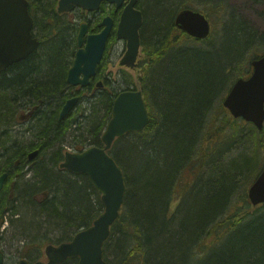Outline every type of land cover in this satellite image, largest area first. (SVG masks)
<instances>
[{"label":"trees","instance_id":"obj_1","mask_svg":"<svg viewBox=\"0 0 264 264\" xmlns=\"http://www.w3.org/2000/svg\"><path fill=\"white\" fill-rule=\"evenodd\" d=\"M28 1L34 17V31L41 42L26 60L11 65L0 74L1 144L8 139L7 128L15 110L31 109L29 132L34 140H29L27 146L30 145V149L40 148L44 156L56 154L61 161L62 148H55V141L63 138V145L66 136L69 137L67 131L70 125L75 122L70 117L61 120L58 115L65 99L63 91L68 86L66 74L75 52V40L69 24L56 13L57 0ZM149 1H155L153 7L156 13L152 15L145 11V4L148 5ZM193 2L141 1L145 12L140 30L141 47L149 58L144 64L145 77L155 71L156 99L161 104L160 109H167L162 111L168 124L158 130L150 112V122L145 127V134L148 135L144 137L141 148L135 150V159L141 160L136 171L129 164L127 167L119 154H112L125 169L126 190L120 216L103 245V257L107 264H264V203L251 206L246 194V186L257 177L264 165V155L260 157L258 144L264 136V129L258 131L251 123L253 126L249 124L245 134L236 136L239 132L236 125L242 121L229 117L226 109H216L215 117L211 116L212 109L209 108L219 98L208 94L215 79L230 80L229 90L238 78L248 76L251 61L264 52V36L231 10L227 0H207L212 10L203 8L202 11L206 16L218 15L220 29L214 32L216 35L212 39L210 34L202 41L208 42L206 46L183 45L192 37L176 28L174 17L179 6L180 9L193 7ZM164 7L169 11L164 13ZM59 20L63 21L62 26H57ZM220 33L225 34L226 45L224 42L216 48L214 40ZM179 78L199 80L201 84L196 89L201 94L190 98L178 97ZM194 88V84L189 86V90ZM96 94L88 115H85L87 121L83 122L82 131L90 134L89 145L99 146L101 129L110 118L115 93ZM100 111L102 116L98 115ZM205 114L210 116L206 118L207 128L215 131V136L210 138L209 150H215L221 144L216 138L219 134L225 144L229 139L242 141L256 137V145L247 156L240 153L226 164L218 163L206 177L208 186L204 191H195L189 204L176 212L167 208L174 178L172 173L176 172V166L191 149L189 134H197ZM171 121L176 124L175 127ZM230 125L233 129L229 128ZM226 130L229 133L223 139L222 134ZM157 132L166 135L165 147L160 141L162 147L149 145ZM132 135L139 134L131 133L124 137ZM74 139L72 146L78 149L84 147L83 140L81 143L75 136ZM27 146L24 145L23 149ZM17 152L13 145L4 152L0 151V163L11 164L18 156ZM32 160L30 189L25 188L20 193L22 199L29 201L30 207H21V210L15 205L12 216L25 219L27 225L23 227L29 231H39L44 220L69 239L74 229L90 225L101 213L100 194L84 175H72L63 170L62 179L43 167L40 158ZM223 171L229 173L220 178ZM240 180L246 181L235 187ZM43 191L47 193L44 195ZM92 206L95 208L93 215ZM0 215L1 227V209ZM15 221L13 219L11 224L14 225ZM61 264H76V261L67 259Z\"/></svg>","mask_w":264,"mask_h":264},{"label":"water","instance_id":"obj_2","mask_svg":"<svg viewBox=\"0 0 264 264\" xmlns=\"http://www.w3.org/2000/svg\"><path fill=\"white\" fill-rule=\"evenodd\" d=\"M107 1L115 9L122 7L116 27V37L123 39L126 49L119 65L133 68L140 48L139 29L142 14L136 8L138 0H58L57 12L63 13L82 8L96 10L100 3ZM124 4V5H123ZM33 17L28 10L27 0H0V72L8 66L33 53L40 40L32 36ZM177 28L196 39H205L210 34L208 18L200 11L182 8L175 15ZM99 26L102 29L86 36V25L81 24L72 65L68 69L66 81L71 85L86 86L89 78L95 74L106 41L113 26V20L106 16ZM252 72L248 78H238L223 100L230 114L251 122L258 130L264 124V54L251 61ZM101 85V82L98 83ZM76 97L68 99L60 110L59 118H64L73 108ZM149 122L141 92L126 90L118 93L113 101L111 118L102 134L104 147H90L82 152L66 153L60 167L74 173H84L94 188L100 192L103 211L93 223L77 232L70 241L58 246L45 248L47 262L29 263L21 259L18 264H59L67 258H77V264H107L103 259L102 247L109 236L112 224L118 219L124 201L125 185L123 175L106 150L117 136L131 131L142 130ZM36 151L29 158L35 157ZM5 175L0 177V186ZM251 204L264 203V167L247 191ZM3 253L0 250V264Z\"/></svg>","mask_w":264,"mask_h":264},{"label":"rangeland","instance_id":"obj_3","mask_svg":"<svg viewBox=\"0 0 264 264\" xmlns=\"http://www.w3.org/2000/svg\"><path fill=\"white\" fill-rule=\"evenodd\" d=\"M209 1L211 2L214 0H209ZM206 2H207V0H196L195 6H193L191 8H194V9L197 8L198 10H200L201 12H203L205 14V12L202 11L203 8L206 10H212L211 4H207ZM147 4L148 5L145 4V6H147V7H145V8H147L145 11L149 15L156 13L155 8L153 7L155 5V1H151V2L149 1V3L147 2ZM227 4L231 10H234V12H236V14H238L241 18L248 21L250 26L252 28H254L255 30H257L259 35L264 36V0H227ZM164 8L166 9V11L164 13L169 11V9H167L166 7H164ZM55 9H56V4H55ZM179 10H180V6L177 9L176 13ZM80 14L83 15V12L81 9L77 12H74V13L61 14L60 19L68 22V21H70L69 19H72V20L76 19L77 18L76 15L81 16ZM88 17H90V16H88ZM207 17L211 23V33L210 34L212 35V37H211V39H212L213 36L216 35V34H214V32L220 29V20L218 19V15H211V16H207ZM81 20H83L82 17H78L77 22L79 23V22H81ZM149 29L150 28H148L147 30H149ZM35 34L37 35L36 32H35ZM224 35L225 34L220 33L219 36L214 40L216 48L221 47L222 44L225 42V38L223 37ZM209 36L207 38H209ZM206 39L190 38L187 40V42L184 41V43L186 46H189V47L199 46L202 44L204 46H206L208 42H202L203 40H206ZM198 40H201V41H198ZM109 41H108L109 45L106 46L105 52L103 54L104 60H103V58H102L103 61L101 60L102 65H101V67L98 66V73L101 74L102 77H109L110 81L108 82V86H107L108 89H115L117 91H121L124 89H132V88L133 89L138 88L141 90L144 89V86L146 85L145 84V80H146L145 71H146V69L144 67V64L149 58L147 57L146 53L143 52V47L140 48L137 67L135 69L134 68H128V67H124V66L119 65V60L122 57V55L124 54L125 49H126L125 41L117 38L114 35H112V37L109 39ZM224 44L226 45V42ZM219 66H220V64H219ZM250 73H251V69H250ZM219 79L220 78L215 79L213 81L212 89L208 93L213 98H215V97L219 98V100L214 101L212 107L209 108V109H212L211 110V116H213V117H215L216 109H224L222 101L224 100L226 94L228 93V91L225 92L226 89L229 88V86H230V80H227L224 78L223 80L220 79V82H219ZM222 81H223V83H221ZM218 82H219V84H218ZM191 84L195 85L194 90H189V86ZM200 84H201V82L199 80H197V82H196V81H190V80H188V78L187 79L186 78H179L180 88H179V91L177 93V96L178 97H186V98H188V96H189V98H190L193 95L196 96V95L201 94V91L196 89V87L199 86ZM152 88H153V95H151V97L145 95V100L146 101L148 100L149 102H151L153 104L154 101L157 100L156 99L157 84H156V86H153ZM73 91H75V90H73ZM96 91H97L96 87L92 86L90 89H86L85 91L82 92L83 96H84V100H83L82 104L80 105V109H77V111L75 109L70 115V119H72V121L75 120V124L72 126H76V125L78 126L79 125L78 129H80V130L82 129L83 122L78 123V121H79V119L82 118V116L85 113L87 114V112H88V109H86V106H87L86 99L88 98V95H93ZM200 98H199V100H200ZM157 102L160 104L159 100H157ZM156 107H158V106H156ZM173 108H174V110L176 109V107H174V106H173ZM164 109L167 110L166 107H162V109H155V110L158 113V117L160 119L161 127L163 126L165 128L168 124V119L164 118V114L162 111ZM187 109H189V108H187ZM148 111L151 112V114H153L154 118H157L156 111L152 112V108H151V110L148 109ZM24 113H25L24 109L15 110V112L13 113L10 124L13 125L16 138L25 139L26 141L34 140V137L29 132L30 122L19 124V121L17 119L18 116L23 115ZM99 113H100V115L102 114V112H99ZM169 113H172V112H169ZM169 113H167V115ZM228 116L231 117L230 113L228 114ZM165 117H166V115H165ZM235 119H238V122L242 121L240 124L236 125V128L239 131V132H236V136H238L240 134H245L246 130H248V125L251 123L243 120L242 118H235ZM85 121H87V120L85 119L84 122ZM205 121H206V119H205ZM172 124H173V127H175L176 124L173 122H172ZM229 128L233 129V127L231 125L229 126ZM263 129H264V126H263ZM23 130H26V132H23ZM208 130H209V133H208ZM228 130H226L222 134L223 139H225V134L229 133L230 130L229 131ZM145 132L146 131L141 133L142 135H132V136H128V137L118 138L115 141V143L113 144V152L114 151L117 152V155L121 153L122 160L127 167H128L127 164H129V162H126L123 157L126 156V157H128V159L133 160V163H132V170L133 171L137 170L138 165H140L141 160L135 159L137 156L135 149H134L135 146L132 145L130 143V141H128V140L137 141L138 143L140 142V144L142 146L141 138H144L148 135V133L145 134ZM204 132H205V135L202 136L201 141L198 144L199 145L198 150H204V152H205L208 150L209 145L211 144L210 138L212 136H215L214 135L215 131L213 128H210V129L205 128ZM102 133H103V131L101 132V134ZM74 134H75L74 132H70V133H68L69 137L66 136V140H65L64 144L62 145V147L64 148L65 151H73L72 144H74V142H75L74 141L75 139L73 138ZM220 135L221 134L216 136V138H218V142L221 143L220 145H218V148H217V151L219 149L218 154L221 152V149L225 148V146H226L225 143H222L223 141L221 140ZM166 139H167V137L165 134L162 135L161 132H157L156 138L150 140L149 145L151 147L157 146L158 148L162 147V146L165 147L164 143H165ZM245 139L242 141L235 140L234 142L230 143L228 145V148H226L228 152L222 153V155H220V157H219V160L223 164H226L232 157L236 156L237 154L250 153L253 150L254 145H256L255 144L256 137H254L252 139H248V140L247 139L245 140ZM257 139H258V137H257ZM77 140L81 141L82 139L77 138ZM232 140L233 139H229L228 141H232ZM159 141L161 142L162 146L159 144ZM81 143H82V141H81ZM87 143H88V141H85L84 145ZM169 143H170V140H168V149H169ZM78 144H80V143H78ZM216 144H217V142H216ZM258 144L260 145L259 155H260V157H262L264 155V136L262 137L261 142L258 141ZM122 146H124V149L122 148ZM169 154H170V152L168 153V155ZM218 154L216 153V155H218ZM213 157H215V155ZM119 158H120V156H119ZM141 158L144 159L143 156ZM200 158H202L201 155L196 156L195 160L192 161L194 163L191 165L192 162L191 163L189 162L191 166L186 165L184 167L185 168L184 171H190L191 173H195V175H198L200 168H196L194 164L195 163L198 164L197 161H199ZM144 160L146 161V159H144ZM220 161L216 162V160H214L213 161L214 166H217L218 163H220ZM206 168L208 169V167H206ZM206 170L201 168L199 175H201V173H204ZM208 174H209V172H208ZM39 197L40 196H38L37 198H39ZM176 197L177 196H175L173 198V199H175V200H173V203H172V204H174L173 205L174 207L176 205H178V202L180 199L179 196L177 198ZM190 197L191 196L186 195V194L184 195V197H182L183 198V206H187L189 204ZM170 210H172V208ZM170 213H171V211H170ZM5 228H4L5 232H4L3 237L6 239L7 237L9 238L11 236L10 232L13 230V225L11 226L9 223L5 224ZM2 229H3V225L0 227V233L1 234H2ZM56 232L57 231L53 232V234H54L53 236L49 235L50 240H46V241L42 242V244L36 245V248H35L31 244H29L30 241H23L22 239L19 238L20 236L28 238V234H30V232L29 231L22 232L20 230V228H18L17 232H16L17 235L15 237V242H14L16 244H15L14 248L20 249V253H16L17 255H14V258L7 257V260L5 258V260H6L5 264H7V261L11 262V259H13L15 261L14 264H16L19 259H21V258L28 259L29 257H31L30 255H34L35 257H39V259H41V260H43V258L45 259L44 252H43L45 245L48 243H55L57 241V239L60 238V236H59L60 234L56 235ZM17 238H19L20 240H17ZM36 242H37V240H36ZM35 257H33V258H35Z\"/></svg>","mask_w":264,"mask_h":264},{"label":"bare ground","instance_id":"obj_4","mask_svg":"<svg viewBox=\"0 0 264 264\" xmlns=\"http://www.w3.org/2000/svg\"><path fill=\"white\" fill-rule=\"evenodd\" d=\"M141 1H144V0H138L137 1V4H136V8L141 12V14H142V16H143V19H144V8H143V4H141ZM194 2H193V4L196 2V0H193ZM66 41H68V40H66ZM110 42V41H109ZM109 42H108V44H107V46L109 45ZM183 45H185V44H183ZM180 46V45H179ZM106 49V48H105ZM75 52H76V50H75ZM75 52H74V55H75ZM74 55H73V57H72V60H71V64L69 65V67H68V69L70 68V66L72 65V61H73V59H74ZM166 57H167V55H166ZM103 58V57H102ZM102 58H101V60H102ZM27 59V58H26ZM25 59V60H26ZM161 59H163V57H161ZM101 60H100V62H101ZM103 60H104V58H103ZM102 60V61H103ZM24 61V60H23ZM100 65H99V67H101V65H102V62L101 63H99ZM68 69H67V72H68ZM155 72V71H154ZM154 72L152 71L149 75H148V77H146V80H145V86H144V89H136V90H139L140 92H141V95H142V98H143V102H144V105H145V108H146V111H147V113H148V117H149V122H150V112L148 111V109H151L152 108V112H155L156 110L155 109H160V107H159V103L157 102V100H155L154 101V103L152 104L151 102H149L148 100L146 101L145 100V95H147V96H149V97H151V95H153V86H155V83H154V81H153V74H154ZM66 77H67V74H66ZM97 77L98 78H100L101 80L99 81V80H96L97 78H94V80L92 81V86H94V87H96V92L93 94V95H88V98L86 99V104H87V106H86V109H88V111H89V109H91V105H90V103H91V101L93 100V97H95V95H97L96 93H98V94H100V95H104V94H109V95H111V94H114L115 93V95H114V98L116 97V95L118 94V93H120L121 91H124V90H126V89H124V90H121V91H117V90H115V89H108V82L110 81L109 80V77H102L101 76V74L100 75H97ZM155 77H157V76H155ZM90 79V78H89ZM90 82V81H89ZM97 82H101V85H98L97 84ZM66 83H67V87L64 89V91H63V93H65V99H64V102H63V104L61 105V108H62V106L65 104V102L68 100V99H70V98H73V97H76L77 98V101H76V103H75V105L73 106V110L70 112V113H68L67 115H65L64 116V118H66V117H70V115H71V113L76 109V111H77V109H80V105L82 104V102H83V100H84V96H83V91H85L86 89H88L87 88V85L86 86H82V85H80V84H77V85H71V84H69L67 81H66ZM89 84V83H88ZM91 88V87H90ZM89 88V89H90ZM73 90H75V91H73ZM100 92V93H99ZM81 93V94H80ZM148 102V103H147ZM112 105H113V103H112ZM158 106V107H156V106ZM99 106V105H98ZM60 108V109H61ZM111 109H112V106H111ZM100 112H102V111H100ZM88 113L89 112H87V114L85 113L84 115H83V117H82V119H79V121L82 123V122H84V120L86 119L85 118V115H88ZM156 113H157V111H156ZM58 115H60V113L58 114ZM98 115H100V113H98ZM103 115V112H102V114L100 115V116H102ZM208 119V118H210V116H209V114H205L204 115V117H203V121H202V123H201V125H200V127H199V130H198V132H197V134L195 133L194 135L193 134H189V143L190 144H192V147H191V149L190 150H188L187 151V153L185 154V156L183 157V159H182V161L176 166V172H173L172 173V176H174V178H173V181H172V185H171V187H170V196H169V199H168V201H167V208H169V209H171L172 208V210H176V212H179L180 211V209L179 208H182V206H183V198L182 197H184V195L186 194V195H189V196H191V195H193V193L195 192V191H197L198 192V190H200V191H204V189L206 188V186H208V184H207V182H205V180H206V177L208 176V172L210 173V171H213V170H215V166H214V164H213V161L214 160H216V162H218V161H220L219 160V157H220V155H222V153H225V152H228L227 151V149L226 148H228V147H226L225 146V148H223V149H221V152L218 154V151H219V149H218V151H217V149H215V150H207V151H205L204 152V150H198V144H199V142L201 141V138H202V136H204L205 135V132H204V130H205V128H207V120L205 121V119ZM60 119V118H59ZM63 119V118H62ZM61 119V120H62ZM152 119H153V123H154V126H155V128H157L158 130L160 129V127H161V125H160V119H159V117H158V113H157V118H154V116H153V114H152ZM79 122V123H80ZM149 122H148V124H149ZM75 124V122H73V124H71L70 125V129H68V131H67V133H70V132H74L75 134H74V136L76 137V138H79V139H82L84 142L85 141H88L89 139H90V134H88L86 131L85 132H83L82 131V129L80 130V129H78L79 128V125L77 126H72V125H74ZM147 124V125H148ZM106 125H107V123L105 124V126L101 129V132L103 131V133H104V131L106 130ZM146 125V126H147ZM82 126V125H81ZM145 126V127H146ZM73 127V128H72ZM145 127L142 129V130H139V131H131V132H127V133H125V134H123L122 136H117V137H115V139L113 140V142H112V144H111V146H110V148L109 149H107L106 150V152H107V154L110 156V157H112L113 158V160L115 161V163L117 164V166L120 168V170H121V172H122V175H123V181H124V185H125V189H126V184H125V178H124V172H125V169L122 167V165H119L118 163H117V161L114 159V157L112 156V154H114V153H116L117 154V152H113V144L115 143V141L118 139V138H121V137H124L125 135H127V134H131V133H135V134H139V135H142L141 133H143L144 131H145ZM204 128V129H203ZM156 129V130H157ZM72 130V131H71ZM157 130V131H158ZM203 130V131H202ZM23 132H26V130H23ZM28 132V131H27ZM14 133V128H13V125H11L10 123H9V126H8V128H7V135H8V139L6 138L5 139V142L4 143H2L1 144V139H0V151H2V152H4V151H6L10 146H14V149H17V151L19 152H23V147H24V145H26L27 146V144L29 143L28 141H26L25 139H20V138H16V135H15V133ZM102 133V134H103ZM155 133V132H154ZM102 134H100V136H99V138H100V142H101V145H99V146H97V145H89L88 143L87 144H85L84 145V147L83 148H81V149H78V148H75L74 146H72V148H73V151H65L64 150V148L62 147V139H60V140H57V141H55V143H56V146H55V148H58L59 147V149H61L62 148V159H61V161H60V159L58 160L57 159V155L56 154H51V155H45L44 156V154L42 153L43 151L40 149V148H33V149H30L31 147H30V145L29 146H27V147H25V148H28V149H30V150H32L31 152H34V151H36V154H35V157L36 158H40V163H42V166L43 167H45L46 169H48L49 171H51L52 172V174H57V175H59V177L60 178H62L63 176L62 175H64L63 173H62V171L63 170H65V171H67L68 173H70V174H72V175H84L86 178H87V180L89 181V178H88V176L86 175V174H84V173H74V172H71V171H69V170H67L66 168H63V167H60V164L64 161V158H65V155H66V153H77V152H82V151H84V150H86V149H88V148H90V147H100V148H102V147H104V143H103V141H102ZM74 136H73V138H74ZM22 138V137H21ZM128 141H130V143L132 144V145H134L135 147H134V149L136 150V149H140L141 148V144H140V142L138 143L137 141H131V140H128ZM141 141H142V143H143V141H144V138H141ZM235 140H232V141H229V142H227L226 141V145L228 146L230 143H232V142H234ZM3 142V141H2ZM84 144V143H83ZM72 145H74V144H72ZM54 148V149H55ZM122 148L124 149V146H122ZM49 150V149H48ZM51 150V149H50ZM49 150V151H50ZM51 153H53V151L51 152ZM216 153L218 154V155H216ZM242 154H246V156L248 155L247 153H242ZM202 156V158H200V160L199 161H197L198 162V164H194L195 165V167L196 168H200L199 169V172H198V175H195V173H191L190 171H184L185 170V166L186 165H190V163L193 161V160H195V158H196V156ZM215 155V157H213ZM43 156V157H42ZM119 156H121V154H119ZM124 159H125V161L126 162H129V165H130V167H131V169H132V163H133V160L132 159H128V157H126V156H124L123 157ZM60 161V162H59ZM190 162V163H189ZM221 162V161H220ZM194 162H192L191 163V165L193 164ZM190 165V166H191ZM206 167H208V169L206 168ZM264 167V165L261 167V170H262V168ZM201 168L202 169H207L204 173H201V175H199V173H200V170H201ZM261 170H260V172H261ZM7 171V166H6V163L5 162H3V164L2 163H0V172H3V175H5L6 176V172ZM58 172L59 173H62L61 175L60 174H58ZM259 172V173H260ZM229 173V171H223L222 173H220V175H219V177L221 178V177H225L227 174ZM258 173V174H259ZM12 174L14 175V172L13 173H11V177H12ZM258 174H257V176H258ZM2 176V175H1ZM0 176V177H1ZM218 176V175H217ZM11 177H10V179H11ZM64 177H66V176H64ZM31 178H32V176L29 178L28 176L27 177H25V178H19V179H15V181H16V185H15V194H16V196H15V198L14 199H12L11 201H10V205L12 206V208H10V209H8V210H6V209H1L2 211H3V221H2V225H3V229H2V234L0 233V235L2 236H0V250L2 251V253H3V262H2V264H5L6 263V260H7V257H10V258H14V255H17L16 253H20V249H18V248H14V246H15V244L16 243H14L15 242V237H16V232H17V229L18 228H20V230L22 231V232H25V231H29V230H27V229H25L23 226H26L27 225V221L25 220V219H22V218H20V217H18V216H16V215H13L12 216V211H15V205L16 206H18V207H20L19 209H21L22 210V208L21 207H27V208H29L30 207V203H29V201H27V200H25V199H22L21 198V192L22 191H24V189L26 188V189H30V183H31ZM63 179V178H62ZM65 179V178H64ZM67 180V179H66ZM255 180V179H254ZM253 180V181H254ZM242 181L243 180H240V181H237L235 184H236V186L235 187H237V186H239L241 183H242ZM246 180H244L243 182H245ZM253 181L252 182H250L247 186H246V194H247V191H248V189H249V187L252 185V183H253ZM1 185H2V183H1ZM1 187V186H0ZM30 191V190H29ZM44 193H47V191H43ZM41 193H42V191H41ZM29 194H31V192L29 193ZM177 194V195H176ZM40 196V195H39ZM175 196H179L180 197V199H179V202H178V205H176L175 207L173 206L174 204H172L173 203V200H175V199H173ZM176 197V198H177ZM247 198H248V196H247ZM249 200V199H248ZM39 201H41V199H39ZM90 202V201H89ZM250 202V201H249ZM250 204H251V202H250ZM262 204V203H261ZM257 205H259V204H257ZM257 205H253V204H251V206H257ZM17 207V208H18ZM93 208V210H92V215L95 213V208H94V206H92ZM5 214V215H4ZM11 215V216H10ZM119 216H120V214H119ZM0 217H1V215H0ZM98 217V216H97ZM96 217V218H97ZM95 218V219H96ZM119 218V217H118ZM13 219H16V221H15V223H14V225H13V230L10 232V234H11V236L8 238H4L3 237V235H4V230L6 229L5 228V224H10L11 226H12V224H11V221H13ZM95 219H93V221L95 220ZM118 220V219H117ZM116 220V221H117ZM93 221L90 223V225L93 223ZM115 221V222H116ZM115 222L112 224V226L115 224ZM41 229L39 230V231H29L30 232V234H28V238H25V237H19L20 239H22L23 241H30L29 242V244H31L33 247H35L36 248V245H40V244H42V242H44V241H46V240H50V236L49 235H51V236H53L54 234H53V232L54 231H57L56 232V235H59V236H61L60 238H58L57 239V241L55 242V243H48V244H46L45 245V247H44V250H43V252H44V256H45V259L43 258V260H41V259H39V257H35L34 255H30L32 258L33 257H35L33 260H29V259H25V258H21V259H25V260H27L29 263H34V262H37V261H41V262H47V257H46V255H45V248L48 246V245H52V246H58V245H60L61 243H64V242H68V241H70L71 239H72V237L77 233V232H79L80 230H82V229H85V228H87V227H89L90 225H88V226H86V227H82V228H78V229H74L71 233H73L72 235H71V237L69 238V239H67V237H65L66 235L64 234V233H62V232H60L59 230H56L54 227H51L50 226V223H47V222H45L44 220H42V223H41ZM112 226H111V228H112ZM5 228V229H4ZM111 228H110V232H111ZM75 232V233H74ZM62 233V234H61ZM70 233V234H71ZM63 235H65V236H63ZM109 235H110V233H109ZM109 237V236H108ZM108 237H107V239H108ZM19 238H17V240H20ZM106 239V240H107ZM36 240H37V242H36ZM105 240V241H106ZM105 243V242H104ZM104 245V244H103ZM102 255H103V247H102ZM5 258H6V260H5ZM21 259H19L18 261H17V263L16 264H18V262L21 260ZM67 259H74L75 261H76V264H77V258H67ZM67 259H65V260H67ZM103 259H104V257H103ZM64 260V261H65ZM105 260V259H104ZM64 261H62V262H64ZM61 262V263H62ZM105 262L107 263V261L105 260ZM15 263V261L13 260V259H11V262H8L7 261V264H14ZM61 263H59V264H61Z\"/></svg>","mask_w":264,"mask_h":264},{"label":"flooded vegetation","instance_id":"obj_5","mask_svg":"<svg viewBox=\"0 0 264 264\" xmlns=\"http://www.w3.org/2000/svg\"><path fill=\"white\" fill-rule=\"evenodd\" d=\"M122 7L115 9V5L110 4L106 1H103L100 3L99 8L96 10L86 11V10H82L81 8H74L73 10H71L69 12L63 13V14L74 13V12L79 11L80 9L83 12V15L80 14L81 16L76 15V17H77L76 19H73V20L69 19L70 21H68V22L66 21L67 24H69V26L71 27V34L75 40L74 41L75 50H77V48H78L77 36H78L79 30H80L81 24L86 25L85 34L83 36V43H82V46H83V44H85L86 36L89 34L98 33L103 27V26H99V24L102 22V20L106 16H110L113 20V26H112V29L110 31L109 37L107 39V42H106V46H107L109 39L112 37V35H115L117 22L119 20V16H120V12L122 10ZM56 13L59 16H61V14H59L57 11H56ZM88 16H90V17H88ZM78 17H82V19H83L79 23L77 22ZM62 22L63 21L59 20L57 22V26H58V24L62 26ZM29 56L30 55H28L24 59H21L17 62H14L11 65L22 62L23 60H25ZM97 75H100L98 73V67L95 71V74L89 79L90 82H89V84H87L88 89L90 87H92V81L94 80V78H97L96 80H99V81L101 80L100 78L97 77ZM98 83H100V82H97V84ZM24 110H25V113L23 115L18 116V118H17L19 121V124L28 123V122H31V120H32V114H33L32 110L31 109H24ZM60 110L61 109H59L58 113H60ZM29 127H30V125H29ZM31 151L32 150H30L28 148H24L23 152H20V151L17 152L18 156L14 158V162H12L11 164H6V166H7V171L5 172L6 176L4 177V179L2 181V185L0 187V209L8 210V209L12 208V206L10 205V201L12 199H14L16 196V194H15V185H16L15 179L25 178L27 176L30 178L32 176V170H29L32 167V162H33V160H32L33 158L32 159L29 158ZM4 159H6V158H4ZM13 172H14V175L12 174V177H11V173H13ZM1 175H3V172H0V176ZM10 177H11V179H10ZM44 195H45V193H44Z\"/></svg>","mask_w":264,"mask_h":264}]
</instances>
